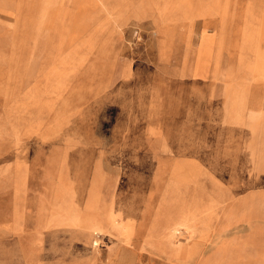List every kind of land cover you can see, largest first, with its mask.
<instances>
[{"label":"rangeland","instance_id":"rangeland-1","mask_svg":"<svg viewBox=\"0 0 264 264\" xmlns=\"http://www.w3.org/2000/svg\"><path fill=\"white\" fill-rule=\"evenodd\" d=\"M140 9L139 24L121 31L96 16L86 29L45 25L35 40L13 15L0 35V171L24 175L30 208L43 205L49 228L59 222L45 232L44 264H103L115 243L95 240L85 222H124L137 242L213 215L246 224L221 225L206 251H179L195 235L178 228L172 251L154 261L134 248L137 263L264 264V151L223 120L227 94L264 98L253 72L264 66V0H140ZM257 119L252 133L264 134Z\"/></svg>","mask_w":264,"mask_h":264},{"label":"crops","instance_id":"crops-1","mask_svg":"<svg viewBox=\"0 0 264 264\" xmlns=\"http://www.w3.org/2000/svg\"><path fill=\"white\" fill-rule=\"evenodd\" d=\"M88 4L92 6L100 5L99 12H89L94 9H87ZM140 10V0H0V35L3 34L4 38V35L10 30L13 15L16 17L15 29L19 30L22 27L24 30L29 31V35L33 34L31 35L32 39L37 40L40 38L41 31L45 25L62 27L77 24L84 26V29H86L85 25L90 26L96 23V16L100 17V24H111L118 31H121L128 25L139 24L138 16ZM184 10L190 13L193 12L189 7ZM25 12L26 14L24 15ZM194 12L195 14L211 13L213 10L206 7L203 10L196 9ZM76 14L77 17L75 18ZM72 15L75 16L73 17ZM244 37L245 45L251 47L252 42L250 43V41L253 40L252 37L248 33ZM262 56H259L260 59H262ZM253 72L257 73V79L262 78L264 80L263 65L257 66ZM243 95L245 99H238L239 96H242L241 94L238 96L232 94L231 97L230 94H227L229 97L224 106L226 107L224 111L225 119H223L225 122L224 127H233L234 124H241L247 127L252 137L250 143L261 145L260 151L263 152L264 134H253L251 127L253 125L252 117H256L258 118L256 121L259 122L257 127L264 129V98H260L250 104L252 96ZM240 101H244V103L240 104ZM240 106H243L244 119H242V111L237 110V107ZM250 153L252 154L251 147ZM258 158L264 159V157ZM230 199L228 195V202H230ZM218 205L220 204L218 203ZM30 207L28 203V185L24 175L22 177V174L16 171L7 172L6 170H1L0 264H44L45 232L47 230L60 229L59 225L56 226L59 222H54L53 219L49 228L47 218L44 215L43 205L38 206L36 204L34 208ZM203 221L204 219H199L195 221L197 222L196 224L191 221H182L174 226L195 235L193 245L184 246L179 251H206L209 247L208 240L215 239L216 233L218 235V231L221 229V225L226 224L223 229L231 230L239 225L246 224V221L241 222L235 217L226 219L218 215L211 217V220L208 221L210 224H204ZM118 224L111 223L108 226L105 220L100 222L90 221L89 225L86 222L84 223L91 231L92 237L93 235L97 236L94 238L95 240L100 238L101 235H106L110 236V239L115 243L110 251H105L104 259L101 260L99 258L100 263L138 264L135 258L137 253L134 248L148 251L149 257H152L150 259L154 261H157L156 256H161L159 251H172L167 245L171 232L173 229L175 230V228H171V224L153 227L152 231H149L147 239L137 242L134 231L128 225L124 222H121V226ZM206 241L207 243H205ZM118 244L125 251H118ZM129 245L133 247L131 248ZM204 245L205 248L202 249Z\"/></svg>","mask_w":264,"mask_h":264},{"label":"bare ground","instance_id":"bare-ground-1","mask_svg":"<svg viewBox=\"0 0 264 264\" xmlns=\"http://www.w3.org/2000/svg\"><path fill=\"white\" fill-rule=\"evenodd\" d=\"M174 231V234H173V236H176V235H178V234H180L181 233V231H179V229L178 228H175V230H173ZM172 231V232H173Z\"/></svg>","mask_w":264,"mask_h":264},{"label":"built area","instance_id":"built-area-1","mask_svg":"<svg viewBox=\"0 0 264 264\" xmlns=\"http://www.w3.org/2000/svg\"><path fill=\"white\" fill-rule=\"evenodd\" d=\"M99 246V245H98Z\"/></svg>","mask_w":264,"mask_h":264}]
</instances>
